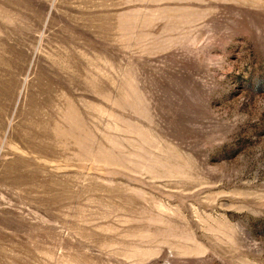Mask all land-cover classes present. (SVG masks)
<instances>
[{
	"label": "rangeland",
	"instance_id": "1",
	"mask_svg": "<svg viewBox=\"0 0 264 264\" xmlns=\"http://www.w3.org/2000/svg\"><path fill=\"white\" fill-rule=\"evenodd\" d=\"M0 264H264V0H0Z\"/></svg>",
	"mask_w": 264,
	"mask_h": 264
}]
</instances>
